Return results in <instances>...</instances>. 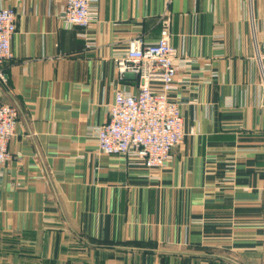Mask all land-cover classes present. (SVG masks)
Returning <instances> with one entry per match:
<instances>
[{"label":"crops","instance_id":"1","mask_svg":"<svg viewBox=\"0 0 264 264\" xmlns=\"http://www.w3.org/2000/svg\"><path fill=\"white\" fill-rule=\"evenodd\" d=\"M64 5L0 0L17 11L0 101L20 110L0 264H264V0H100L90 48ZM167 9L186 135L150 168L102 152L97 130L120 88L138 90L115 57L157 41Z\"/></svg>","mask_w":264,"mask_h":264},{"label":"built area","instance_id":"2","mask_svg":"<svg viewBox=\"0 0 264 264\" xmlns=\"http://www.w3.org/2000/svg\"><path fill=\"white\" fill-rule=\"evenodd\" d=\"M100 0H65L62 17L69 26L84 31L86 48L93 44L89 29L99 20ZM17 31V11L0 7V66L14 58L11 47ZM256 57L264 84V46ZM178 48L172 42L171 16L167 9L161 17V35L152 43L141 38L131 40L129 48L115 57L122 77L130 72L138 78L137 92L120 88L109 107V119L98 127V148L106 154H123L150 168L164 167L173 148L186 135L184 121L177 101L168 92L174 86L178 71ZM7 75L0 67V82ZM153 82H160L159 88ZM20 110L16 105L0 101V164L10 157L9 144L17 133Z\"/></svg>","mask_w":264,"mask_h":264}]
</instances>
